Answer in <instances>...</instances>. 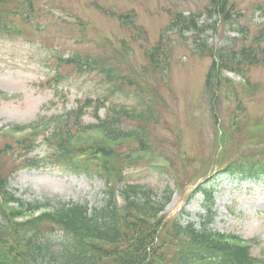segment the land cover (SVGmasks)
I'll return each mask as SVG.
<instances>
[{
  "label": "rangeland",
  "instance_id": "rangeland-1",
  "mask_svg": "<svg viewBox=\"0 0 264 264\" xmlns=\"http://www.w3.org/2000/svg\"><path fill=\"white\" fill-rule=\"evenodd\" d=\"M25 1L28 0H9L6 3L10 12L6 22L16 31H0V92L7 95L6 99H0V126L27 123L44 114L60 113L74 108L78 101H84V97H100L106 93L108 85L98 71L79 73L59 60V56L65 59L74 53H89L95 58L102 55L100 63H103L115 60L112 55L117 51L133 67L141 69L147 65L145 51L165 30L167 44L164 47L171 51V58L166 70L155 74L152 82L162 97L161 102L167 107L158 106L160 121L151 129V137L155 139L159 153L168 154L176 161L180 180L186 177L185 165L178 159L177 151L186 150L187 155L195 157L194 164L186 166L191 173L215 154L210 93L204 88L210 58L196 51L198 35L186 32L181 35L173 29H166L175 13L204 11L208 0H30L32 9ZM232 1L243 13L238 19L241 26L249 25L248 30L254 32L258 23H264V16L256 8V3L264 5V0ZM120 12H130L135 16L136 28L125 29L116 19ZM228 35H237V31H231L230 25L224 24L215 32L206 29L200 38L206 36L209 45L217 48L224 45ZM123 67L128 73L132 71V68ZM57 68L63 73V78L56 83L52 77ZM245 68L251 84L247 89L238 87L236 91L238 98L245 99L247 103L243 104L245 110L234 114V96L225 91L224 94L230 97L222 94L225 102L217 103L221 104V122L226 123L232 116L235 122L245 123L260 122L264 118V65ZM143 74L148 75L149 71ZM254 83L257 86L251 88ZM136 92H141L136 86L128 88V93L117 90L109 98L110 103L129 106L136 102ZM99 113L102 116L105 109L101 108ZM85 121H93L92 116L87 114ZM255 129L251 126V130ZM49 153L50 150L43 146L40 152H33L31 156ZM18 162L23 163V160ZM207 166L210 168L207 177L212 179L209 187L214 194L217 214L211 227L255 240L254 252H263L264 180L238 183L224 173V164ZM142 168L139 165L129 169L132 172L130 181L152 187L158 197L168 184L178 189L166 213L178 211L186 198L183 188H189V185L177 188L174 186L177 181ZM11 185L25 200L55 197L62 201L86 200L94 206L101 203L102 197L99 179L71 175L54 165L20 170L11 180ZM203 203V196L196 194L186 201L183 208L192 214L203 212ZM186 212L180 216L182 221L197 223L198 218L190 217V214L188 218ZM52 239L58 242L61 236L55 234Z\"/></svg>",
  "mask_w": 264,
  "mask_h": 264
},
{
  "label": "trees",
  "instance_id": "trees-1",
  "mask_svg": "<svg viewBox=\"0 0 264 264\" xmlns=\"http://www.w3.org/2000/svg\"><path fill=\"white\" fill-rule=\"evenodd\" d=\"M7 0H0V24L3 22V13ZM212 9L208 15L218 14L223 22L231 21L233 4L229 0H210ZM124 18V24L129 18ZM127 18V19H126ZM197 13L189 17L180 13L177 19L172 21L174 26L178 24L186 30L199 33L201 25L198 23ZM133 23V20H129ZM202 50L205 51L206 43L202 42ZM237 42L231 41L227 47H220L216 54L221 60V65L228 67L233 65L231 56L235 52ZM238 50V49H237ZM260 50L258 44L254 46L242 45L238 52L241 55H250ZM210 56H214L212 48L207 47ZM230 52V53H229ZM154 51L150 53L153 56ZM90 56L76 54L65 59L68 64H87L92 61ZM160 60L151 58V65L156 70ZM93 64L97 61L93 60ZM82 70V66L78 67ZM93 70H97L110 80L118 76L119 70L109 62H103ZM129 85H137L131 76H124ZM217 63L212 60L206 83L218 79ZM113 89H117L115 84ZM106 98V97H105ZM87 104H92V99H87ZM99 105H96L97 110ZM121 109L123 113H132L137 120V126L131 130L146 131L145 119H151V108L143 105L141 100L136 105ZM79 112L71 121L69 117L57 123L52 136L60 133V137H47L55 140L54 161H61L73 172L83 173L87 177L96 176L107 185L109 177L122 181L125 173L122 164L119 163V151L107 147L98 148L102 158L95 160L94 156L75 162L72 157L79 153L74 149L70 140L79 144L82 149H94L97 144L82 142L75 136V129L79 127V119L83 106L78 107ZM69 114L67 112L65 117ZM103 123L109 124L114 133H126L120 126L116 110L111 109L107 113ZM44 121V120H43ZM42 122V121H41ZM34 137V136H33ZM28 138L22 142L2 140L0 144V159H7L15 148L25 150L29 148L34 138ZM0 139H2L0 137ZM4 142V143H3ZM93 154V152L91 153ZM36 164V160L31 165ZM235 168L242 167L239 162H231ZM239 170V169H237ZM8 176L0 165V264H264V257L255 260L250 248L234 241L227 242L224 235L214 232L207 227L196 229L190 225L178 233V227L170 236L159 234L157 227L159 219L157 212L161 208L159 201H152L149 194L152 189L144 188L140 184L124 185L122 189L124 203L119 204L112 192V188L106 187V196L99 206L89 208L87 203H62L53 210L43 211L24 223H15L11 217L22 213L18 210H6L3 201L13 199L18 201L24 211L37 209L38 203H27L14 197L8 191ZM55 228L61 230V240L53 242L48 234ZM164 230V229H163ZM170 237V238H169ZM14 239V240H13ZM44 239V240H43ZM24 257L26 260H24Z\"/></svg>",
  "mask_w": 264,
  "mask_h": 264
}]
</instances>
